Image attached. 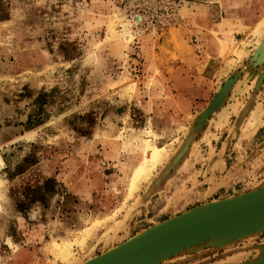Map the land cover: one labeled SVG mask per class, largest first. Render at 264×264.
<instances>
[{
	"label": "rangeland",
	"instance_id": "obj_1",
	"mask_svg": "<svg viewBox=\"0 0 264 264\" xmlns=\"http://www.w3.org/2000/svg\"><path fill=\"white\" fill-rule=\"evenodd\" d=\"M3 3L0 264L29 250L42 256L29 264H81L182 213L264 186V78L241 64L264 44V0ZM175 29L190 31L206 78H167L158 65L159 44ZM218 37L227 40L223 60L239 59L242 78H207ZM180 150L168 180L181 170V183L158 199V166ZM145 190L149 212L128 220L129 201ZM116 219L127 224L119 238L86 248ZM256 242L255 254L264 237ZM198 244L155 259L200 264L210 252H191Z\"/></svg>",
	"mask_w": 264,
	"mask_h": 264
},
{
	"label": "crops",
	"instance_id": "obj_2",
	"mask_svg": "<svg viewBox=\"0 0 264 264\" xmlns=\"http://www.w3.org/2000/svg\"><path fill=\"white\" fill-rule=\"evenodd\" d=\"M175 30L177 32L168 31L159 44L160 49L157 51V53L160 54V60L158 61L159 62L158 65L160 66L161 64H165L163 65V67L166 70L165 75L167 78H186L189 82L191 78H206L205 75L198 74V72L201 69L200 61L195 59V56L196 57L198 56L197 54H195V52L193 54V50L191 46L188 45L189 44L188 40H192L190 31H188L187 29H183V30L175 29ZM195 32L196 31H194V33ZM201 35H205L203 31L201 32ZM198 37H195V41H197ZM196 46L198 45H195V47ZM220 50H221L220 48L219 50H215L214 54L212 55L211 61L208 62L210 63V65L207 63L209 67H207V65L205 67L210 70L208 71L207 78H230L231 76H233L234 72H238L239 74L238 78H242V75H240V63L238 62L239 59L235 58L234 56H231L223 60L224 54L227 51L222 52ZM239 51H242L241 53H244V55H247L248 52H250L251 54L250 50L247 49L243 50L242 47L238 48L237 53H239ZM242 62L243 63L241 64H244V62H246L245 63L246 69L252 71L253 75H256V71L257 72L264 71V63L261 66L253 67L245 60V58L242 60ZM173 158L174 156L173 157L169 156L166 162L167 163L171 162ZM159 168L160 170L158 171L159 173L157 172L158 175V177L156 178L157 180L154 182L157 184L156 185L152 184V187L156 188L157 190L163 188V190L161 189L162 191H160L161 192L160 195L162 196H159L158 198V199H162L163 197L165 198L164 193L167 191V189H169L170 192L172 189L171 194H173L175 189L179 187V184L181 182L178 185L176 184V182L180 181L179 179H177V175L179 174L181 175L183 173L181 170H179L175 177H173L171 180H168L170 179L169 177L173 172L172 168L171 169L169 168L170 174L167 177V180H165L164 183L161 184L160 186H157L159 184L158 181H160V177L162 176L161 173H163V170L166 168V166L159 165L158 169ZM179 168H182L183 171H187V172L190 171V169H187V167H185L184 165ZM175 174L176 173H174L173 176ZM152 179L155 178L152 177L151 180ZM147 185H145L144 187L146 188ZM147 191L148 190L141 191V193L134 195L133 199L129 201L128 211H126V215L128 214L127 218H129L128 220L133 219L138 214H141L145 211L149 212V210H143L141 208V203L143 201L148 200L146 197L147 194L145 193ZM148 198H153V196L149 194ZM160 203H165V201H160ZM163 208H159L157 209V211L161 212L162 211L161 209ZM126 226L127 224H125L124 220L121 219H116L114 220V222L104 223L100 227V230L93 233L91 238L86 241L85 244L86 248H91V247L96 248L98 245L102 246V244L106 240H108L110 237H112L115 234L119 238V234ZM262 236L264 237V229L263 230L254 229V230H244V231L242 230L232 234L230 233L216 238H210L204 241V243H200L196 246H193L190 249V251L195 252L197 250H201V251L210 252L200 257L199 259L200 264H250V263L256 264L258 259H260L261 257H263L264 260V251H263L264 246H262L261 249L257 252V254H255L254 250L256 249L254 248L253 243L259 246V242H256V240L260 239ZM116 239L117 238H115V240ZM77 248L78 247H76L75 250H78ZM34 260H37L38 263H40V261L42 262L41 253L34 250L32 251L29 250L27 252L24 251L15 264H29L31 261ZM261 263L264 264V261L263 262L261 261ZM151 264H158V263L155 262Z\"/></svg>",
	"mask_w": 264,
	"mask_h": 264
},
{
	"label": "water",
	"instance_id": "obj_3",
	"mask_svg": "<svg viewBox=\"0 0 264 264\" xmlns=\"http://www.w3.org/2000/svg\"><path fill=\"white\" fill-rule=\"evenodd\" d=\"M263 63L264 44H261L249 59V64L257 67ZM238 76V72H234L230 78ZM258 78H264V71L259 73ZM227 84L222 88V94L226 92ZM182 150L163 170L157 186L164 183L170 174L169 168L171 169L183 157ZM254 229H264V186L229 200L210 203L182 213L136 235L129 243L113 247L81 264L158 263V259L155 258L159 254L182 244L197 241L204 243L210 238ZM260 260L263 262V257L258 259L256 264H263Z\"/></svg>",
	"mask_w": 264,
	"mask_h": 264
},
{
	"label": "bare ground",
	"instance_id": "obj_4",
	"mask_svg": "<svg viewBox=\"0 0 264 264\" xmlns=\"http://www.w3.org/2000/svg\"><path fill=\"white\" fill-rule=\"evenodd\" d=\"M226 25H227V23H226ZM228 26V25H227ZM226 28V27H225ZM221 29V28H220ZM227 30V29H226ZM222 31V30H221ZM257 32V31H256ZM255 32V33H256ZM223 34V33H222ZM254 34V33H253ZM224 35V34H223ZM217 38V37H216ZM218 42H219V44H220V46H221V51L223 52L224 51V47L227 45V40L224 38V37H218ZM227 52H228V50L227 49H225ZM225 52V51H224ZM226 52V53H227ZM148 151H149V153L151 154V157L153 158V159H155V155H157L158 154V151L155 149V148H150V149H148ZM138 175V174H137ZM137 175H136V178L135 179H138L137 178ZM139 177V176H138ZM140 178V177H139ZM133 182H134V180H133ZM131 187H135V183H133L132 185H131ZM64 253H65V251H64ZM64 257H66L65 255H64ZM68 259H66V260H64L65 262H70L69 260L67 261ZM68 264H70V263H68Z\"/></svg>",
	"mask_w": 264,
	"mask_h": 264
},
{
	"label": "trees",
	"instance_id": "obj_5",
	"mask_svg": "<svg viewBox=\"0 0 264 264\" xmlns=\"http://www.w3.org/2000/svg\"><path fill=\"white\" fill-rule=\"evenodd\" d=\"M7 16L5 5L3 3V0H0V20L5 19Z\"/></svg>",
	"mask_w": 264,
	"mask_h": 264
}]
</instances>
